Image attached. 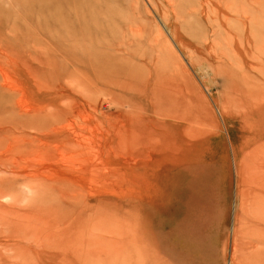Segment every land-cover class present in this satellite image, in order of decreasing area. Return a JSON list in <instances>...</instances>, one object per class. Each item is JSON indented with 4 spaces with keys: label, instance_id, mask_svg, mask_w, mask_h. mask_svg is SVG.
I'll use <instances>...</instances> for the list:
<instances>
[{
    "label": "rangeland",
    "instance_id": "obj_1",
    "mask_svg": "<svg viewBox=\"0 0 264 264\" xmlns=\"http://www.w3.org/2000/svg\"><path fill=\"white\" fill-rule=\"evenodd\" d=\"M0 264H264V0H0Z\"/></svg>",
    "mask_w": 264,
    "mask_h": 264
},
{
    "label": "bare ground",
    "instance_id": "obj_2",
    "mask_svg": "<svg viewBox=\"0 0 264 264\" xmlns=\"http://www.w3.org/2000/svg\"><path fill=\"white\" fill-rule=\"evenodd\" d=\"M48 156V155H47ZM63 156V155H62ZM47 159V158H46ZM44 162V161H43Z\"/></svg>",
    "mask_w": 264,
    "mask_h": 264
}]
</instances>
